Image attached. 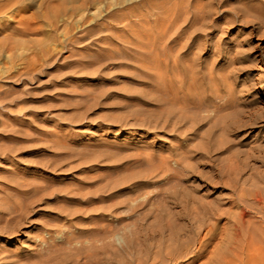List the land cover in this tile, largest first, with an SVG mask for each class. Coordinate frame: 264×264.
Returning <instances> with one entry per match:
<instances>
[{
	"label": "rangeland",
	"instance_id": "obj_1",
	"mask_svg": "<svg viewBox=\"0 0 264 264\" xmlns=\"http://www.w3.org/2000/svg\"><path fill=\"white\" fill-rule=\"evenodd\" d=\"M25 200L0 264L88 237L106 264H209L264 231V0H0V227Z\"/></svg>",
	"mask_w": 264,
	"mask_h": 264
},
{
	"label": "bare ground",
	"instance_id": "obj_2",
	"mask_svg": "<svg viewBox=\"0 0 264 264\" xmlns=\"http://www.w3.org/2000/svg\"><path fill=\"white\" fill-rule=\"evenodd\" d=\"M14 205L15 206L9 210L11 213H15L13 215L14 220L11 221L12 223L8 222L11 225L9 224L8 226L5 225V227H0V233L1 234H4V233L12 234V233L18 231L19 225L23 222L24 218L27 217V213L30 211L32 204H31V200H30V202L25 200L24 202L23 201L17 202ZM41 208L42 207H39L37 210H39ZM208 211H209V209H208ZM87 213H89V212H87ZM257 230L258 231H256L255 227H254V230H251V229L243 227L241 224H238L237 227L235 228V231L231 235V238H229V237H228L229 239L227 238L229 240V243H230L228 245L229 247L227 248L224 246L225 249H224V247H223V249L225 251L220 250L219 252H221V253L218 252L219 254L215 253L213 256H211V261H213V262L210 261L209 264L210 263H212V264H264V231L261 229L260 230L257 229ZM114 236H116L115 238L117 239L118 242H120L119 247L121 250L124 251V249H128V250L131 249V245H132V242H134L133 240H135V237L130 238L129 241L124 244V242H123L124 238L119 233L115 234ZM59 237L62 239V235H59ZM90 239H89V237L85 238L84 242H82V243L87 244V246H89V247L90 246L94 247V248L96 247V249H93L94 252L93 251L89 252V250H88V252L86 254H84V255H86V259L84 261L78 260L77 262H75V264H106V262L110 259V258H107V255H106V257L104 255H102L104 253V251L107 250L106 239L99 237L96 239V241L94 240L95 242L91 241ZM178 239H179V237H178ZM38 243H39L38 244L39 245L38 250L40 251V254L42 257L44 256L47 258L48 257L51 258L52 256H54V249L52 247H50V244L47 240L40 239ZM67 243H68V247L70 248V247H72L73 240L69 239V240H67ZM230 245H231V247H230ZM77 247H78V249L80 248V246H77ZM205 248H203V247L199 248V250L196 252L197 257L204 254ZM85 250L87 251V249H85ZM121 250H118V252L120 251L122 253L123 251H121ZM131 251H130V253H131ZM126 254H127V252H126ZM37 260H38V258H37ZM43 262H44V260H43ZM110 263L111 264H128L124 261H121L120 259H119V261H115V262L110 261ZM20 264H29V263H20ZM32 264H35V263H32ZM41 264H43V263H41ZM44 264H45V262H44Z\"/></svg>",
	"mask_w": 264,
	"mask_h": 264
}]
</instances>
